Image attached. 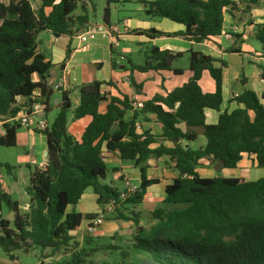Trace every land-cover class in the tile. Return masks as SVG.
<instances>
[{"label":"trees","instance_id":"trees-1","mask_svg":"<svg viewBox=\"0 0 264 264\" xmlns=\"http://www.w3.org/2000/svg\"><path fill=\"white\" fill-rule=\"evenodd\" d=\"M130 1L106 0L104 22L109 25L112 4ZM261 1L140 0L139 4L147 17L168 19L185 27L175 34L150 30L152 38L180 36L201 43L222 35L226 14H246L240 10L242 3L251 9ZM78 9L82 14L75 16ZM87 22L85 0H40L36 6L29 0H0V115H14L32 104L38 91L47 117L52 95L47 81L52 64L38 51V38L43 32L71 36L76 24ZM233 36L235 40L226 53L240 55L243 35ZM255 37L261 43L256 57L264 59V22L257 26ZM189 55L187 82L166 96L157 95L142 103L141 108L111 81L107 85L120 96L104 94L105 84L95 81L80 88V102L74 109L70 93H63L58 116L42 132L47 140L46 160L31 171L26 187L28 211H23L9 194L0 192V248L10 260L14 261V252L22 251L39 255L40 264L58 253L65 258L54 260L57 264H93L89 258L104 248H88L77 241L75 235L84 217L67 211L92 189L100 206L113 204L117 220L136 226L134 248L145 252L156 264H264V177L255 181L219 175L203 178L196 171L201 160L213 165L222 162L223 169H235L245 155L253 156L256 165L264 168V93L259 96L245 88L247 79L243 77L240 83L244 89L233 98L236 108L231 113L223 112L217 123L206 124L205 111L221 109L227 62L199 51ZM182 57V53L153 47L146 62L131 63L129 71L167 72ZM112 66L118 68L115 62ZM184 72L174 70L175 75ZM204 73L214 83L212 92L201 83ZM130 80L139 88L132 76ZM19 99L26 100L24 106H18ZM71 111L76 120H90L79 139L67 130ZM150 115L160 124L161 136L137 133L138 122ZM16 127H8L6 136L0 138V147L16 146ZM198 128L203 129L207 142L204 148L193 149L189 144L197 141L194 129ZM159 142V147L152 148ZM105 154L117 155L140 169L141 183L133 196L122 199L120 191L106 183ZM164 156L178 176L166 188L168 207L156 209L152 213L156 224L145 229L133 212L126 216L124 208L143 203L147 189L158 183L148 179L145 163ZM2 167L10 172V166ZM4 208L14 214L13 221L3 217ZM122 255L124 260L132 256L128 251H122Z\"/></svg>","mask_w":264,"mask_h":264},{"label":"crops","instance_id":"crops-1","mask_svg":"<svg viewBox=\"0 0 264 264\" xmlns=\"http://www.w3.org/2000/svg\"><path fill=\"white\" fill-rule=\"evenodd\" d=\"M2 1L8 3L10 0ZM29 1L33 6H36L40 2V0ZM139 1L140 0H131L127 3L112 4L110 6L109 25H107L104 22V12L107 8V3L105 9L101 8L100 11V17H102L103 21L93 22L90 20L91 12L92 16H94V11L96 9L91 8V0H85L88 8V22L82 26L76 24L72 28L73 34L71 36L56 37L49 32H43L40 34L38 38V51L44 54L46 59L52 64L50 77L47 81V87L52 91V95L49 99L50 110L53 108H56L57 111L59 110L58 106L62 100L63 93L65 92L70 93L69 97L72 107H77L80 102V88L95 81L105 84L102 87V92L106 95L120 96L115 88L107 85L108 82L111 81L116 84L117 88L123 94L128 95L133 102L144 103L152 100L157 95L166 96L169 92L187 82L190 77V72L187 71L189 67L187 69L181 66L175 67V64L184 58L189 59V53L191 51H199L215 59H223L225 61L228 60L227 58L231 54H227L226 50L229 48L231 43L228 41V45L225 47L221 36L204 40L201 43L188 41L180 36L152 38L149 33L150 30L175 34L183 32L185 27L168 19H151L147 17L144 13V7L139 4ZM249 10L251 11V9ZM248 13L249 12L246 14ZM81 14L82 13H74L75 16H79ZM114 15H117L116 23L112 21V17ZM241 16L242 14L239 13L238 15V12L226 14L223 32L231 30L235 23H239L240 19L242 20L241 22H243L242 24H244V18ZM259 22L263 23L264 19H261L257 23ZM90 24H105L109 27L116 25L118 26L119 32L114 33V38H105L99 35L95 41L90 42L89 44H84L78 38V34L84 30L85 26ZM115 39L119 42L117 47L115 46ZM246 41L247 38L244 37V43L241 48L242 51L245 53L255 54L259 49H255L254 47L247 45ZM122 46L123 48H121ZM153 47L160 50H169L173 53H182L183 57L173 63L172 70L170 71H150L146 73L134 72L132 74L129 71L130 64L133 63L136 65H143L146 62V55ZM133 58H139L143 60V63H135ZM255 58L259 61L264 60L258 57ZM113 62L118 65L117 69L113 68ZM178 69L185 70L184 74L175 75L174 70ZM130 76L134 78V81L137 85H139V88L132 85ZM261 78L264 81V69L261 72ZM240 80H237L236 83L241 84ZM249 82L250 81H248L245 88H247ZM201 83L207 91H214V83L208 73H204ZM57 85H60L58 90L55 88ZM243 89V86L239 89L228 85L224 75L223 103L221 109L219 112L207 109L205 111L206 124L209 125L217 123L219 116L225 111L231 113L236 108L233 98L241 94ZM256 93L259 96L262 95L258 92ZM261 102L264 105V100ZM25 103V99H19L17 102L20 107L24 106ZM52 103H54V105ZM101 109L104 111V106H102ZM147 118V120L142 119L138 122L137 125L140 127V130H137V133L139 135H143L145 132H149L154 136H161L163 131L155 116L150 115ZM83 120L85 122L84 124H81L80 121ZM89 122L90 120L88 118L76 120L73 117L71 120L73 133L71 135L79 139ZM18 127L19 125L16 127V146L11 148L0 147V176L2 178L0 179V192L9 194L11 198L13 191L19 190L21 180L15 178V189L9 187L4 181L5 177L3 171L6 168L2 167V165H8L11 167L10 172L6 169L7 173L10 175H17V172L22 171V166H24L28 170L30 176L31 171L35 166L41 165L45 162L47 154V140L44 134L25 129L23 127ZM194 130L198 133V139L201 136H204L203 129L198 128ZM184 144L187 145L185 142ZM159 145L160 142L154 144L152 148H157ZM189 145L193 148L192 143ZM204 146H201L200 148H204ZM105 158L108 171L111 169L113 173L111 182L114 183L115 181H120L123 186L119 189L111 184L113 187L122 191L124 189V182L127 179H129L130 182L137 188L140 186V169L135 167L131 161L126 162V160H122L117 155L113 154H105ZM168 160V157L164 156L159 159L150 158L145 163L148 179H155L158 181V183L147 189L142 204L132 206V209L135 211V213H133L137 216V220L139 221V226L145 229H147V226L144 224L145 213H153L158 208L168 207L165 203L167 196L166 188L171 185L174 179L178 176V173L172 168V166L167 165ZM208 163L209 161L207 160L200 161V164H203V166ZM240 169L250 170L252 171V173H250L251 176L257 175L258 177L250 178L251 176L241 175L239 173ZM196 171L203 178H212L219 173H222V177L244 178L247 181H255L264 177V168H259L256 165L255 158L248 155L244 156L243 160L235 169L220 168V170H216L215 166H213V170L208 169L203 172L201 167H198ZM247 172L249 173V171ZM97 200L98 196L92 189H88L77 205L68 207L67 211L69 213L75 211L77 213H81L84 217L81 227L75 236H77L80 232L86 234V228L89 221L96 218L104 209V207L97 203ZM29 203L30 198L27 196L25 203L23 205L21 203L19 204L21 209L26 212L29 209ZM106 215L109 214L105 213V216ZM88 216L93 217L88 218ZM3 217H5L4 214ZM119 222L120 220H114L111 224H106V222H104L101 226L102 230H100V236H107L111 232L116 233L121 225L118 224ZM128 223L131 224L132 227V222L128 221ZM126 232L129 236H134L136 234V226L125 230L123 233ZM79 242L82 243L81 241ZM32 253L35 254L34 252ZM32 253H29L28 255ZM13 255L14 261L10 260L8 255L5 254L4 259L1 260L0 264H20L19 257L15 256L14 253ZM50 260H45L44 264H49V262L51 263ZM40 263H42V261L38 264Z\"/></svg>","mask_w":264,"mask_h":264},{"label":"rangeland","instance_id":"rangeland-1","mask_svg":"<svg viewBox=\"0 0 264 264\" xmlns=\"http://www.w3.org/2000/svg\"><path fill=\"white\" fill-rule=\"evenodd\" d=\"M105 7H106L105 0H91V8L92 9L95 8L96 10L94 11V16H92V12H91L90 20L93 22L103 21L102 17H100V11H101V8L105 9ZM240 8H241L240 10L249 12L248 14L246 15L242 14L241 16L244 18V24H242L243 22H241L242 20L240 19L239 23H235V25H233L231 30H228L225 32L232 33L234 35L241 34L243 35V39L244 37L247 38V41H246L247 45L252 46L255 49H260L261 43L256 39L255 35L257 31V26L259 24H262L260 22L259 23L257 22L260 21L261 19H264V0H262L259 5L252 6L251 11L249 9H246V3H242ZM75 13L78 14L82 12L80 9H78L75 11ZM112 21L115 23L117 22V15H114L112 17ZM235 28H238L237 33L235 32ZM221 37L223 40V45L227 47L229 40H227L223 34L221 35ZM234 40L235 38L233 36L232 40H230L229 42L232 43ZM121 48H123V46ZM255 54L245 53L242 51L240 55L231 54L228 56L227 58L228 60H226L227 69L224 72L225 80L227 81L228 85L241 89L242 85L236 82L237 80L243 79V77H245L247 79V83L248 81H250L247 88L252 89L255 92H258L260 94L264 93V81L261 78V72L264 69V60L262 61L257 60L255 58L256 57ZM133 60L135 63L136 62L143 63V60L139 58H133ZM180 66L187 69L189 67V59L184 58L180 60L177 64H175V67H180ZM52 104L54 105V103ZM72 109H74V107H72ZM58 113H59V110L57 111L56 108L55 109L53 108L48 112L46 120L49 126L52 125L55 118L58 116ZM73 117L74 115H73V112L71 111V113L69 114V122L67 124V130L69 134L73 133L72 123H71V120L73 119ZM80 122L81 124H84L85 121L83 120ZM206 142L207 141H206L205 136H201L197 141L192 143L193 148L198 149L201 146H204ZM126 162H130V161L126 160ZM213 166H216V165L208 163L207 165H204V166L202 164L200 167H201V170L204 172L208 169L213 170ZM22 167H23L22 171H19L18 169L19 172H17V175L8 174L6 169L3 171V174L5 177V180H4L5 183L11 188L15 189L14 187L15 178L16 179L18 178L21 180L19 190L13 191L12 199L15 201H18L19 203L23 205L25 201L27 200V196H28L26 192V187L29 185L30 176H29L28 170L24 166ZM247 171H249V173ZM239 173L241 175L251 176L250 173H252V171L247 170V169H243V170L240 169ZM112 175L113 173H112V170L110 169L107 172L106 183L113 184L115 187L121 189L123 186L120 181H115L114 183L111 182ZM218 175L222 176V173H219ZM257 177H258L257 175H253L250 178H257ZM124 212L126 216H131V212L135 213L131 205H126L124 208ZM3 214L5 218L8 219L9 214H7L6 208H4ZM108 214L109 215L105 216L106 224H111L114 220H117L116 213L111 212ZM156 222L157 220L153 218L152 213L144 214V224L147 226V229H150L153 226L152 224H155ZM118 224H121V225L116 233L111 232L107 236H100L101 235L100 230L102 229L101 227H99L96 233L94 234H89V233L84 234L82 232L78 233L76 236V239L78 241H81L82 242L81 244L88 248H97V249L104 248L103 250L95 253L94 256L89 258V260L92 261L93 264H144L145 260L150 259V257L145 252L134 248L136 236L135 235L129 236L127 232L123 233L125 230L135 227V225L132 223V227H131V224H129L126 221H121V220ZM111 245L113 246V248L115 247L117 249L110 250L108 246H111ZM122 251L130 252L132 254L131 259L124 260ZM14 254L15 256L19 257L20 264H38L40 261H42L40 256L37 254L32 253L28 255V254H25L19 251L14 252ZM4 256L5 254L0 248V262L2 259H4ZM64 258L65 257L62 253H58L50 261L53 264H57L55 263L56 260L58 262H61Z\"/></svg>","mask_w":264,"mask_h":264},{"label":"built area","instance_id":"built-area-1","mask_svg":"<svg viewBox=\"0 0 264 264\" xmlns=\"http://www.w3.org/2000/svg\"><path fill=\"white\" fill-rule=\"evenodd\" d=\"M238 28H235V32L237 33ZM119 29L118 26L114 25L109 27L105 24H90L84 27V30L78 34V38L84 44H89L97 39L99 35L107 38L112 37L114 38V33H118ZM224 37L227 40H232L234 34L222 32ZM115 46L119 45L117 39H115ZM57 90L60 88V85L55 87ZM33 103L21 108L16 114L14 115H0V138L6 136L7 130L9 126H20L28 130L36 131V132H44L50 126L46 120V105L44 100L40 98V92H35L34 96L32 97ZM137 108L142 107V103L134 104ZM137 130H140V127L137 125ZM0 179L1 176H0ZM137 187L134 186L129 179L125 180L124 182V189L120 191L121 198L126 199L133 196L136 191ZM114 211V205L109 204L102 212L93 220L89 221L87 226V233L94 234L96 233L97 229L101 227L105 222V213H111Z\"/></svg>","mask_w":264,"mask_h":264},{"label":"water","instance_id":"water-1","mask_svg":"<svg viewBox=\"0 0 264 264\" xmlns=\"http://www.w3.org/2000/svg\"><path fill=\"white\" fill-rule=\"evenodd\" d=\"M18 128H20V126ZM222 167H223V163L219 162L218 164H216L215 169L219 170ZM13 219H14V214L13 213L9 214L8 220L13 221ZM144 264H156V263L152 259H146Z\"/></svg>","mask_w":264,"mask_h":264}]
</instances>
